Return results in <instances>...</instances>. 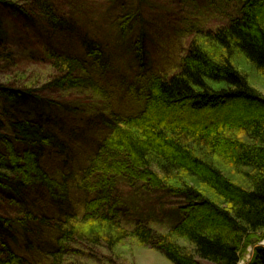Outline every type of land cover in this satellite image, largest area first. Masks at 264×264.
<instances>
[{"label":"trees","instance_id":"1","mask_svg":"<svg viewBox=\"0 0 264 264\" xmlns=\"http://www.w3.org/2000/svg\"><path fill=\"white\" fill-rule=\"evenodd\" d=\"M0 4L56 33L75 28L51 0ZM243 11L217 31L195 33L175 74L148 71L144 90L133 94L144 101L139 114L124 115L90 98L97 120L90 125L103 134L79 174L44 167L50 154L67 158L73 150L67 130L48 129L44 118L52 106L84 113L85 104L58 103L56 92L105 98L86 60L46 48L55 74L40 89L43 94L0 84V97L13 102L12 111L26 104L41 112L38 120L9 112L0 116V144L10 147L6 154L0 151L1 195L21 208L13 216L0 213V264H66L70 254L81 256L72 245L87 250L101 244L114 251L128 238L174 264L239 263L242 249L264 236V97L251 84L253 78L264 82V0H246ZM141 16L138 8L121 16V24L141 23ZM4 33L0 20V39ZM143 40L141 34L136 42L141 65ZM86 49L94 60L102 55L97 48ZM240 104L248 114L233 110ZM124 185L138 188L140 197L165 191L182 201L171 209L182 217L161 232L140 219L126 226ZM73 189L82 193L79 209L72 206ZM30 197L49 201L58 217L33 211ZM16 242L25 245V254L13 246ZM248 264H264V246Z\"/></svg>","mask_w":264,"mask_h":264},{"label":"rangeland","instance_id":"2","mask_svg":"<svg viewBox=\"0 0 264 264\" xmlns=\"http://www.w3.org/2000/svg\"><path fill=\"white\" fill-rule=\"evenodd\" d=\"M51 1L63 15L75 21L74 30L53 32L42 21H28L9 9V6L0 4V20L5 31L0 39V84L10 87L28 86L33 92H37L34 96L43 94L40 89L55 74L54 67L45 58L46 48H54L58 54H70L86 60L94 78L105 90V98L96 97L95 100L90 93L78 90L63 94L56 92L53 96L58 103H71L70 106L74 107L85 104L82 108L84 113L75 115L70 111H59L52 106L50 112H46L48 118H44L48 129L62 133V128H65L73 146L72 153L70 152L67 158L50 154L43 159L44 167L52 172L75 170L78 172L76 174H79L86 167L100 135L103 134L99 127L91 126L97 120L92 113L94 107L89 106L90 101L94 100L99 106H109L124 115L139 114L144 101L133 94L144 90V75L148 71L158 75L175 74L180 58L186 55L195 33L214 32L231 21L238 20L244 14L246 0H142L141 3L138 0ZM138 8L142 13L141 23L126 26L121 24V16L130 17ZM190 30L192 32L188 33ZM141 34L144 37L146 56L142 65L136 51V42ZM87 47L99 49L102 54L100 58L94 60L88 57L90 50H87ZM251 84L258 94L264 97V82L253 78ZM12 105V101L0 97V116L3 117V112H9L17 117L23 115L38 120V115H41L34 105L20 104L16 112L11 110ZM233 110L241 115L249 112L242 104ZM14 142V149L19 152L22 148ZM9 150L7 144H0L3 154ZM121 189L129 198H124L127 202V209L123 214L126 226H131L140 219V222H146L147 226L161 232L169 229L182 217L171 211L178 204L181 205L182 201L169 196L165 191H149L146 192L147 196L142 194L140 197V194L136 193L138 188L124 185ZM140 190L141 188L139 192ZM29 201L32 203L27 205L33 211L47 212L54 218L58 217L56 207L49 201H46V204L38 197H30ZM81 201V191L73 189V208L79 209ZM19 210L21 208L2 197L0 189V213L13 216ZM261 236L258 240L252 239L251 243L242 249L238 264H248L252 261L255 250L264 246V236L260 238ZM20 244L16 242L13 246H21L18 250L21 249L22 254H25V245L22 242ZM72 247L74 251H80L81 256L70 254L66 264H174L163 253L140 245L130 238L114 251L103 248L101 244L87 250H82V247L76 245ZM30 259H33V256Z\"/></svg>","mask_w":264,"mask_h":264}]
</instances>
